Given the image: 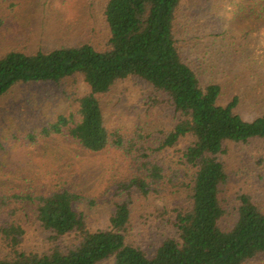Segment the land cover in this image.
<instances>
[{"label":"trees","instance_id":"trees-1","mask_svg":"<svg viewBox=\"0 0 264 264\" xmlns=\"http://www.w3.org/2000/svg\"><path fill=\"white\" fill-rule=\"evenodd\" d=\"M222 1L104 0L102 41L0 57V98L29 83L90 88L68 114L25 134L28 143L63 136L90 153L114 149L131 170L107 190L114 211L104 229H93L80 210L99 206L91 194L0 190V240L10 250L0 264H264V178L257 177L264 155L249 153L264 143V113L248 120L238 96L222 103V85L205 80L194 61L192 39ZM227 1L240 24L264 25V0ZM1 4L8 16L24 0ZM129 80L152 90L153 108L172 114L152 140L143 128L106 122L99 96ZM234 149L241 166H232ZM241 176L254 179L252 188L249 180L235 183ZM143 200L162 203L139 215L134 205ZM31 226L51 234L48 251L20 250Z\"/></svg>","mask_w":264,"mask_h":264},{"label":"rangeland","instance_id":"rangeland-1","mask_svg":"<svg viewBox=\"0 0 264 264\" xmlns=\"http://www.w3.org/2000/svg\"><path fill=\"white\" fill-rule=\"evenodd\" d=\"M67 2L58 6L53 0H24L20 12L6 16L0 0V57L11 50L35 52L102 41L104 0ZM221 4L222 8L215 10L204 31L192 39L196 43L194 61L205 80L222 85L225 94L222 103L238 96L239 111L253 120L264 113V25L246 27L233 18L229 1L223 0ZM243 30L248 34L240 35ZM69 86L29 83L0 98V190L47 193L67 188L91 194L98 197L99 206L80 210L93 229H104L114 211L113 198L106 194L107 190L131 173L124 154L114 149L90 153L63 136L41 139L32 146L25 135L55 121L61 113L68 114L73 109V99L90 93L83 82L77 88ZM151 92L139 81L118 83L109 94L99 96L106 122L129 131L143 128L153 133L151 140L154 139L159 135L156 128L169 122L172 114L152 107L148 98ZM250 150V154L259 150L264 155V143H254ZM231 153L235 162L232 166L245 163L235 149ZM258 171L259 181L260 176L264 178V164ZM245 178L238 177L235 183L249 180L252 188L254 179ZM161 203L136 201L134 207L140 210L139 215L146 212L150 216ZM50 235L38 227H27L20 250L48 251L52 247ZM9 254L10 250L0 240V258ZM101 264H114V260Z\"/></svg>","mask_w":264,"mask_h":264}]
</instances>
